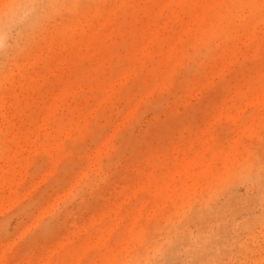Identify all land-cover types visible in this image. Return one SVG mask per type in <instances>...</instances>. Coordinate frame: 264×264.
I'll return each mask as SVG.
<instances>
[{
  "label": "rangeland",
  "instance_id": "rangeland-1",
  "mask_svg": "<svg viewBox=\"0 0 264 264\" xmlns=\"http://www.w3.org/2000/svg\"><path fill=\"white\" fill-rule=\"evenodd\" d=\"M260 2L0 0V264H264Z\"/></svg>",
  "mask_w": 264,
  "mask_h": 264
},
{
  "label": "snow or ice",
  "instance_id": "snow-or-ice-1",
  "mask_svg": "<svg viewBox=\"0 0 264 264\" xmlns=\"http://www.w3.org/2000/svg\"><path fill=\"white\" fill-rule=\"evenodd\" d=\"M7 6H9V5H6V7ZM230 7H233V8H236V7L248 8V7H254V5L233 4V5H230ZM259 8H260L261 14L264 15V0H261Z\"/></svg>",
  "mask_w": 264,
  "mask_h": 264
}]
</instances>
